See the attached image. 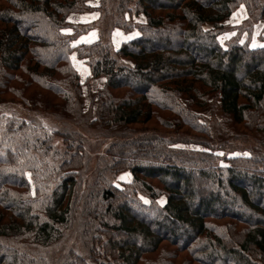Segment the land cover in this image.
<instances>
[{"label": "trees", "instance_id": "16d2710c", "mask_svg": "<svg viewBox=\"0 0 264 264\" xmlns=\"http://www.w3.org/2000/svg\"><path fill=\"white\" fill-rule=\"evenodd\" d=\"M0 264H264V0H0Z\"/></svg>", "mask_w": 264, "mask_h": 264}, {"label": "rangeland", "instance_id": "374dc122", "mask_svg": "<svg viewBox=\"0 0 264 264\" xmlns=\"http://www.w3.org/2000/svg\"><path fill=\"white\" fill-rule=\"evenodd\" d=\"M91 4L95 5V4H98L99 0H90ZM95 12H97L95 10ZM90 14V13H89ZM73 16H79L78 14H75ZM246 16V10L244 7H240L234 14V16L232 17L231 19V23H234V24H238L240 23ZM75 18V17H74ZM138 21H143L144 20V17L143 15H140L138 18H137ZM211 26V24H207L206 27H209ZM91 33H94L93 37H90V34ZM121 34H122V31L120 29H115L114 30V33H113V40H114V44L115 46H119L121 44V40H120V37H121ZM83 36L87 35L88 37L87 38H84V39H87V41H91L93 40L94 38L97 37L98 35V31L96 28H93L92 30H90L89 32L87 33H84L82 34ZM231 36V33H224L223 35H221V40L224 42V40H226L227 38H229ZM73 61H74V64L76 65V67L78 68L80 74H81V78H82V81L84 83V89H85V92L87 93V96H86V104H87V108L89 110H92L93 109V101L91 100L90 98V90L91 89H97L99 86H101L103 84V81H104V77H97V78H92L91 75H90V68L89 66L85 63L84 60L80 59L77 57L76 54L73 55ZM199 112H201V114H203L204 116H208L210 117L212 115V106L208 105L202 109H199L198 110ZM216 114L217 116H221V111L220 109H216ZM57 143H61V139H57L56 140ZM235 154V153H234ZM223 163H225V161H223ZM121 176H124L123 179H121L120 177ZM132 176H131V173L129 171H125V172H122L117 180L119 181H129L131 180ZM145 200H148L147 197H144ZM165 197L162 196L159 201L161 203H164L165 202Z\"/></svg>", "mask_w": 264, "mask_h": 264}, {"label": "crops", "instance_id": "0c3cea01", "mask_svg": "<svg viewBox=\"0 0 264 264\" xmlns=\"http://www.w3.org/2000/svg\"><path fill=\"white\" fill-rule=\"evenodd\" d=\"M75 14H78L79 16H73ZM98 15H99V13L95 12V11H88V12H83V13H71L69 15V20L74 22V23H88V22H92V21L96 20L98 18ZM93 35H94V33H91L90 37H93ZM87 37H88L87 35H85V36L81 35L80 40L82 42H91L95 39L94 38L91 41H87V39H84ZM124 38H125V34L122 32L121 37H120L121 42L124 40Z\"/></svg>", "mask_w": 264, "mask_h": 264}, {"label": "snow or ice", "instance_id": "6c2138e0", "mask_svg": "<svg viewBox=\"0 0 264 264\" xmlns=\"http://www.w3.org/2000/svg\"><path fill=\"white\" fill-rule=\"evenodd\" d=\"M64 31H70V29H65ZM253 46H255V45H253ZM120 178L123 179L124 176H121ZM146 202H147V201H146Z\"/></svg>", "mask_w": 264, "mask_h": 264}]
</instances>
